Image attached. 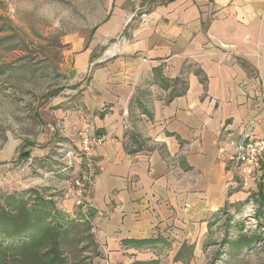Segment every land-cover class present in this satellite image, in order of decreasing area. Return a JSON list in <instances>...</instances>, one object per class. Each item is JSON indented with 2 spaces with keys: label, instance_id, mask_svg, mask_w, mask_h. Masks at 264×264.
I'll return each mask as SVG.
<instances>
[{
  "label": "crops",
  "instance_id": "0c3cea01",
  "mask_svg": "<svg viewBox=\"0 0 264 264\" xmlns=\"http://www.w3.org/2000/svg\"><path fill=\"white\" fill-rule=\"evenodd\" d=\"M67 44L68 88L49 105L77 150L82 129L107 138L79 206L101 264H199L224 216L254 201L264 219V188H242L228 158L264 138V0H114Z\"/></svg>",
  "mask_w": 264,
  "mask_h": 264
},
{
  "label": "rangeland",
  "instance_id": "374dc122",
  "mask_svg": "<svg viewBox=\"0 0 264 264\" xmlns=\"http://www.w3.org/2000/svg\"><path fill=\"white\" fill-rule=\"evenodd\" d=\"M113 3L0 0V264H101L97 258L101 251L86 217L88 210L75 200V180L81 176V164L74 158L77 149L70 139L63 138L58 108L49 102L68 88L62 66L67 40L91 37L94 28L107 19ZM118 40L108 41L103 52ZM76 136L79 141V134ZM29 150L45 154L21 159L19 154ZM35 194L53 201L51 218L45 222L54 217V225L59 226L57 244L51 248L57 230L54 226L35 251L8 247L21 240L4 236L14 226L27 218L39 220L40 214L31 210L38 198ZM66 198L71 200L70 210L64 205ZM249 204L253 207L237 213V224L226 226L234 215L223 217L202 247L205 258L199 264H264L263 212L259 219L254 201ZM245 239L252 244L246 246Z\"/></svg>",
  "mask_w": 264,
  "mask_h": 264
},
{
  "label": "built area",
  "instance_id": "2783aa9c",
  "mask_svg": "<svg viewBox=\"0 0 264 264\" xmlns=\"http://www.w3.org/2000/svg\"><path fill=\"white\" fill-rule=\"evenodd\" d=\"M144 15V13H142ZM79 148L74 154L81 164V176L75 180L74 194L76 203L83 206L86 203L90 180L96 174L98 165L93 158L95 148L106 142L105 134H89L86 129L79 131ZM220 157H228L221 152ZM228 158L234 159L241 169L240 184L244 189H250L258 184L264 187V138L247 135L236 144V153ZM73 188V186H72Z\"/></svg>",
  "mask_w": 264,
  "mask_h": 264
},
{
  "label": "trees",
  "instance_id": "16d2710c",
  "mask_svg": "<svg viewBox=\"0 0 264 264\" xmlns=\"http://www.w3.org/2000/svg\"><path fill=\"white\" fill-rule=\"evenodd\" d=\"M59 91L57 89L56 91L53 92V95L56 94ZM20 158L22 157H28L29 152H25L23 154H19ZM38 198H36L34 205L31 206V210L33 214H40L39 215V220L35 222H31L28 218L24 221H22L19 226H14L11 225V223L8 225L9 227L12 226L13 229L10 230V232L6 233L4 236L9 237V238H20V242H16L13 244H9L8 247H20L23 252H31L37 250L41 245L40 242H42L45 237L48 235L50 227L57 228L58 225H54V217H52L51 221L45 222L48 218L50 217V212L49 209L53 208L52 204L53 202L51 200H43L42 197H39L37 194H35ZM57 214V213H56ZM55 214V215H56ZM4 228L6 227L5 225L1 224ZM59 228V226H58ZM54 231V238L52 239V244H57V237L60 233L58 230ZM54 229V228H52ZM141 243V242H140ZM244 244V243H243ZM252 244V240L250 239H245V245L250 246ZM1 245V244H0Z\"/></svg>",
  "mask_w": 264,
  "mask_h": 264
},
{
  "label": "bare ground",
  "instance_id": "6f19581e",
  "mask_svg": "<svg viewBox=\"0 0 264 264\" xmlns=\"http://www.w3.org/2000/svg\"><path fill=\"white\" fill-rule=\"evenodd\" d=\"M116 49V46L115 45H112V46H110L108 49H107V53L108 54H111L112 52H114V50Z\"/></svg>",
  "mask_w": 264,
  "mask_h": 264
}]
</instances>
